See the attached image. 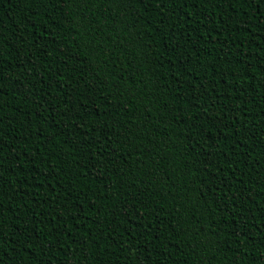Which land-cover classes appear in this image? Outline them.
<instances>
[{"label": "trees", "instance_id": "1", "mask_svg": "<svg viewBox=\"0 0 264 264\" xmlns=\"http://www.w3.org/2000/svg\"><path fill=\"white\" fill-rule=\"evenodd\" d=\"M0 259L264 264V0H0Z\"/></svg>", "mask_w": 264, "mask_h": 264}, {"label": "snow or ice", "instance_id": "2", "mask_svg": "<svg viewBox=\"0 0 264 264\" xmlns=\"http://www.w3.org/2000/svg\"><path fill=\"white\" fill-rule=\"evenodd\" d=\"M61 2H64V0H61ZM186 6V5H185ZM0 264H3L2 259H0Z\"/></svg>", "mask_w": 264, "mask_h": 264}]
</instances>
